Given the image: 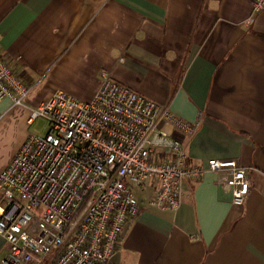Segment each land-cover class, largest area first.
<instances>
[{
	"label": "crops",
	"instance_id": "1",
	"mask_svg": "<svg viewBox=\"0 0 264 264\" xmlns=\"http://www.w3.org/2000/svg\"><path fill=\"white\" fill-rule=\"evenodd\" d=\"M0 56L29 88L25 109L0 101V134L19 135L0 170L29 109L55 92L90 101L106 73L197 124L175 133L188 165L246 171L242 206L212 172L184 183L174 211L149 206L157 185L145 183L106 264H264V11L251 0H0Z\"/></svg>",
	"mask_w": 264,
	"mask_h": 264
},
{
	"label": "built area",
	"instance_id": "2",
	"mask_svg": "<svg viewBox=\"0 0 264 264\" xmlns=\"http://www.w3.org/2000/svg\"><path fill=\"white\" fill-rule=\"evenodd\" d=\"M251 8L261 14L264 0H251ZM28 94L0 56V101L25 109ZM38 119L46 133L28 134L0 170L1 264H106L139 213L134 191L147 182L157 185L147 203L161 210H176L184 183L206 172L234 206L249 193L247 173L234 160L210 159L205 168L186 163L175 133L192 135L197 124L106 73L92 100L55 92L29 109L27 125Z\"/></svg>",
	"mask_w": 264,
	"mask_h": 264
},
{
	"label": "rangeland",
	"instance_id": "3",
	"mask_svg": "<svg viewBox=\"0 0 264 264\" xmlns=\"http://www.w3.org/2000/svg\"><path fill=\"white\" fill-rule=\"evenodd\" d=\"M47 126L44 120L38 119L31 126H28L27 133L33 135H44ZM19 135L13 132V129L0 134V167L5 163L8 157L15 149V141Z\"/></svg>",
	"mask_w": 264,
	"mask_h": 264
}]
</instances>
